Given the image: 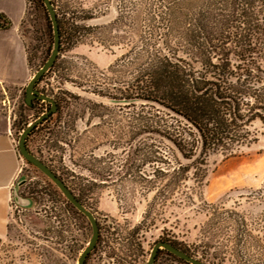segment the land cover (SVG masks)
<instances>
[{
  "label": "rangeland",
  "instance_id": "rangeland-1",
  "mask_svg": "<svg viewBox=\"0 0 264 264\" xmlns=\"http://www.w3.org/2000/svg\"><path fill=\"white\" fill-rule=\"evenodd\" d=\"M149 1L162 0H52L61 22L66 25L75 18L81 36L73 46L63 41L57 68L35 83L39 93L59 102L60 112L35 127L25 143L96 218L98 237L85 264H145L156 241L173 240L180 249L191 245L206 219L203 201L225 207L239 201L247 207L240 195L264 181V129L257 122L255 141L232 153L207 157L203 183L195 186L190 199L159 193L150 185V163L134 160L132 115L137 103L105 96L108 86H118L117 74L106 68L137 44ZM181 1L192 8L197 3ZM84 16L88 17L81 19ZM18 32L29 80L52 46L51 23L41 0H24ZM28 80L0 86V104L4 101L20 159L6 233L0 237V264H77L91 234L88 220L17 149L22 129L49 108V102L39 98L25 102ZM56 125L62 133L53 147L51 131ZM185 184L194 186L192 180ZM153 264L183 263L160 247ZM220 264L239 263L229 257Z\"/></svg>",
  "mask_w": 264,
  "mask_h": 264
},
{
  "label": "trees",
  "instance_id": "trees-1",
  "mask_svg": "<svg viewBox=\"0 0 264 264\" xmlns=\"http://www.w3.org/2000/svg\"><path fill=\"white\" fill-rule=\"evenodd\" d=\"M144 13L137 44L106 68L117 74L118 86H108L105 96L137 103L134 160L150 163V185L190 199L203 183L210 154H229L255 141L256 122L264 129V0H197L193 8L181 0L149 1ZM57 20L60 52L64 40L73 46L81 34L75 18L66 25ZM10 25L0 12V29ZM58 55L37 81L57 68ZM55 103L28 135L60 112ZM51 133L50 145L57 147L61 126ZM240 196L247 207L203 201L200 237L181 249L216 264L229 257L264 264V181Z\"/></svg>",
  "mask_w": 264,
  "mask_h": 264
},
{
  "label": "crops",
  "instance_id": "crops-1",
  "mask_svg": "<svg viewBox=\"0 0 264 264\" xmlns=\"http://www.w3.org/2000/svg\"><path fill=\"white\" fill-rule=\"evenodd\" d=\"M23 10L24 0H0V12L11 21L8 28L0 29V86L21 85L28 80L26 53L18 32ZM3 102L0 104V237L6 233L11 186L20 165Z\"/></svg>",
  "mask_w": 264,
  "mask_h": 264
},
{
  "label": "water",
  "instance_id": "water-1",
  "mask_svg": "<svg viewBox=\"0 0 264 264\" xmlns=\"http://www.w3.org/2000/svg\"><path fill=\"white\" fill-rule=\"evenodd\" d=\"M41 1L47 11V14H48V17L51 23L52 46L48 54V57L46 58L44 63L31 75V77L27 81L25 85L24 100L27 104H30L33 98H39L41 100L48 101L50 106L46 112L40 114L35 120L27 124L22 129L17 139V149L20 155L26 161H28L29 163L34 165L37 169H39L44 175H46L55 184V186L60 190V192L64 195L67 201L76 210H78L82 215H84L86 219L88 220L90 224V228H91V234H90V237L86 245L83 247V249L81 250L77 258V264H85V258L87 254L91 251V249L94 247L97 237H98V225H97L96 218L93 215V213L80 202V200L74 195V193L64 183V181L44 161H42L40 158L34 155L27 148L26 143H25V139L28 133L30 132L31 128L34 127L37 123H39L50 112H54L56 109L55 100L47 94L39 93V91L35 88V83L37 82V80L40 78V76L43 73H45L49 69V67L55 61L59 53V44H60V32H59L57 14H56L54 5L51 2V0H41ZM160 247L164 248L166 251L174 254L178 258H181L191 264H207L200 258L192 254H189L186 251L173 245L171 242L163 241V240L156 241L152 245L145 264H153L157 250Z\"/></svg>",
  "mask_w": 264,
  "mask_h": 264
},
{
  "label": "flooded vegetation",
  "instance_id": "flooded-vegetation-1",
  "mask_svg": "<svg viewBox=\"0 0 264 264\" xmlns=\"http://www.w3.org/2000/svg\"><path fill=\"white\" fill-rule=\"evenodd\" d=\"M157 252H158V250H157ZM157 254V253H156Z\"/></svg>",
  "mask_w": 264,
  "mask_h": 264
}]
</instances>
